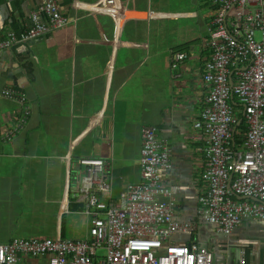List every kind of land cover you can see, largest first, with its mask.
Here are the masks:
<instances>
[{
    "label": "crops",
    "instance_id": "1",
    "mask_svg": "<svg viewBox=\"0 0 264 264\" xmlns=\"http://www.w3.org/2000/svg\"><path fill=\"white\" fill-rule=\"evenodd\" d=\"M73 1L93 4L98 0ZM118 1L123 10L155 14L215 7L213 0ZM40 3L0 0V39L10 31L20 34L22 23ZM62 11L75 20L74 26L0 52V86L19 89L33 108L20 135L12 142L0 139V193L9 188L22 202L25 195L17 190L19 186L45 190L49 173H54L58 188L71 168L77 173L80 159L91 158L107 164L99 174L109 185L102 198L114 203L128 185L141 181L140 129L152 126L168 149L172 164L168 170L160 169V177L171 191L175 216L193 220L202 169L196 152L199 134L193 125L207 93L197 86L200 76L193 61L209 57L205 47L208 20L127 19L117 34L110 16L74 8ZM181 51L187 58L176 70V78L170 70V55ZM108 67H112L113 79L107 89L104 70ZM21 109L16 100L0 98V137L14 124ZM15 180L20 183L12 184ZM52 195L59 196L56 191ZM17 199L0 196V205L7 202L10 207L0 209V234L4 237L7 234L3 229L10 221L6 213L17 215ZM47 214L54 213L41 209L34 216ZM16 215L11 220L14 228ZM196 224V232L174 235L169 242L203 244L213 252L215 264H234L239 250L245 248L239 242L243 233L224 239V246L212 244L205 223ZM203 237L207 241L200 242ZM249 250L255 254L253 260L260 263L264 244H255Z\"/></svg>",
    "mask_w": 264,
    "mask_h": 264
},
{
    "label": "built area",
    "instance_id": "2",
    "mask_svg": "<svg viewBox=\"0 0 264 264\" xmlns=\"http://www.w3.org/2000/svg\"><path fill=\"white\" fill-rule=\"evenodd\" d=\"M212 2L213 9L173 13L176 18H205L209 24L205 42L209 57L193 61L200 76L197 86L207 90L193 125L200 139L196 152L202 160L194 219L175 216L171 191L160 177V169L172 167L168 149L155 127L142 126L141 181L128 185L116 202L109 204L102 198L109 185L99 174L107 164L100 159L79 160L81 187L72 198L83 203L90 218L86 238L62 236L63 207L70 202L66 189L58 215L34 218L35 224L52 228L56 234L52 238L12 237L0 243V264H215L214 254L206 246L169 242L174 235L196 232L197 222L210 225L224 239L243 233L248 241L264 244V0ZM64 8L110 16L117 34L127 18L165 15L121 10L118 0L93 4L41 0L22 23L20 34L11 31L0 39V52L74 26L75 20L67 17ZM186 58V52L171 53L170 70L176 78V70ZM112 79V67H108L104 70L107 89ZM0 98L16 100L22 107L14 124L0 137L12 142L25 130L33 108L26 95L13 86H0ZM241 122L245 130L238 129ZM236 133L240 143H236ZM247 224L249 229L244 230ZM254 255L249 249H240L234 264H264V251L260 263L253 260Z\"/></svg>",
    "mask_w": 264,
    "mask_h": 264
},
{
    "label": "rangeland",
    "instance_id": "3",
    "mask_svg": "<svg viewBox=\"0 0 264 264\" xmlns=\"http://www.w3.org/2000/svg\"><path fill=\"white\" fill-rule=\"evenodd\" d=\"M99 1L100 0H98L97 2ZM256 37L259 38V34H257ZM76 174L77 173L71 168L69 170L68 176L63 175V179L62 181H60V185L58 188L56 187L57 180L55 179L54 173H49V179L47 181L48 187L45 190H31L25 185L23 187L19 186L17 190L22 191L25 195V197L23 196L22 202L20 201V199H17L18 197H16L15 192L9 188H6L4 192L0 193L1 197L7 198L9 195H11L19 200V204L17 206L19 211L17 212V215L15 212L6 213V220L10 219V221L7 222V225L3 229V231L7 234L6 237L0 234V243L7 242L9 240L7 238H11V233L12 237L14 236L15 238L21 239H32L41 236H49L52 238L54 234H56L55 230L49 227H42L38 224H35L34 215L41 209L48 210L49 212L52 211L54 214H57L59 212L61 201L64 196V192L67 189L69 180L74 178ZM19 183L20 182L17 180L12 182V184ZM53 191H56L59 196L52 195ZM74 202L76 201L71 198L69 205L63 207L64 215L62 219V236L63 238H67L70 240H81L87 236L90 218L88 215H86V207L82 203H79L80 205L76 206ZM0 209L9 210L10 207L8 206L7 202H4L0 205ZM90 212L92 213L93 210H91ZM15 215L17 216V220L15 222L14 228L13 222L11 220L15 218ZM203 227L208 229L207 236L212 244L218 243L223 246L225 245L224 241L226 240H224V238L222 237L217 236L210 229L209 225L204 224ZM203 240L207 241L206 237L201 238L200 242H203ZM239 242L246 249H252L253 246H255V242L248 241L243 235L239 237ZM103 253L104 251L99 252V254Z\"/></svg>",
    "mask_w": 264,
    "mask_h": 264
},
{
    "label": "trees",
    "instance_id": "4",
    "mask_svg": "<svg viewBox=\"0 0 264 264\" xmlns=\"http://www.w3.org/2000/svg\"><path fill=\"white\" fill-rule=\"evenodd\" d=\"M238 129L245 130L244 122L240 123ZM235 137H236V143H240V138H241L240 134L236 133ZM80 174H81V171H80V169H78L76 176L69 180L67 193H68V195L70 197V200H71V198L73 196L72 194L73 193H78L79 188L81 186V176H80ZM72 199H74V198H72ZM74 204L76 206L80 205L79 203H76V202H74Z\"/></svg>",
    "mask_w": 264,
    "mask_h": 264
},
{
    "label": "bare ground",
    "instance_id": "5",
    "mask_svg": "<svg viewBox=\"0 0 264 264\" xmlns=\"http://www.w3.org/2000/svg\"><path fill=\"white\" fill-rule=\"evenodd\" d=\"M162 14H165V15L157 16L155 18H173V19L176 18V15H174L173 13H162Z\"/></svg>",
    "mask_w": 264,
    "mask_h": 264
}]
</instances>
